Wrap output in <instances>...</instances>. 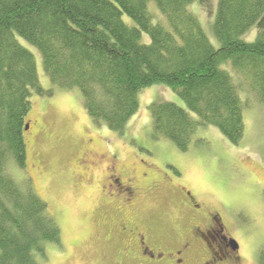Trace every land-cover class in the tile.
I'll return each instance as SVG.
<instances>
[{"label": "trees", "instance_id": "1", "mask_svg": "<svg viewBox=\"0 0 264 264\" xmlns=\"http://www.w3.org/2000/svg\"><path fill=\"white\" fill-rule=\"evenodd\" d=\"M151 1L168 26L154 22ZM194 1L0 0V264H44L47 245L62 239L48 202L24 172L33 92L78 88L87 114L123 133L139 108L140 91L165 84L198 119L175 102H155L149 106L155 139L187 151L198 127L214 125L232 143L241 142V81L223 65L230 62L264 103V0H217L218 48L189 9ZM256 24L262 28L256 39H243ZM144 32L150 42L143 41ZM19 37L40 50L54 86H42L35 55Z\"/></svg>", "mask_w": 264, "mask_h": 264}, {"label": "rangeland", "instance_id": "2", "mask_svg": "<svg viewBox=\"0 0 264 264\" xmlns=\"http://www.w3.org/2000/svg\"><path fill=\"white\" fill-rule=\"evenodd\" d=\"M149 7L154 22L168 26L154 1ZM189 9L218 48L220 41L213 29L217 0H196ZM124 19L135 25L129 16L124 15ZM261 29L258 24L252 26L243 39L254 41ZM19 39L35 55L42 86H54L44 69L40 50ZM150 40L144 32L143 41ZM223 67L231 71L237 83L241 81L240 96L245 104L243 139L234 144L216 126H200L187 151L167 138L153 137L149 106L155 102H175L198 119L168 85L156 84L140 91L139 108L123 133L96 123L87 114L78 88L56 87L52 95L33 92L26 115V120L32 122L24 133V172L48 202L62 231L61 243L47 245L48 259L44 264H125L118 253L122 248L118 225L127 221L155 230L157 235L174 234L178 217L186 216L179 203L177 183L192 191L208 210L219 214L226 232L238 240V257L231 264H260L264 245V103L233 71L230 62ZM91 160L93 167L88 162ZM112 161L120 175L135 172L141 176L145 172L161 176L158 187H143L134 206H125L122 195L111 201L114 195H120L109 183L113 173L106 166ZM143 179V185L148 184Z\"/></svg>", "mask_w": 264, "mask_h": 264}, {"label": "flooded vegetation", "instance_id": "3", "mask_svg": "<svg viewBox=\"0 0 264 264\" xmlns=\"http://www.w3.org/2000/svg\"><path fill=\"white\" fill-rule=\"evenodd\" d=\"M30 122L32 121H25L24 133L29 131ZM88 162L94 166V161ZM106 169L114 176L109 181L112 189L120 193L114 195L111 201L121 199L122 195L124 201L121 202H124L125 206L136 204L142 195L143 187L148 185L149 190H155L160 183L161 176H150L145 172L141 176L135 172L120 175L114 167V161L107 165ZM143 178L148 184L143 185ZM176 187L181 195L179 203L186 216L183 219L178 217L175 233L157 235L153 233L155 230L152 231L139 223L121 222L117 227V236L119 235L118 239L122 243V248L118 251L122 256L121 261L125 264H231L238 257L240 244L238 248L232 246L230 239L233 237L226 232L219 214L208 210L197 196L182 184L177 183Z\"/></svg>", "mask_w": 264, "mask_h": 264}, {"label": "water", "instance_id": "4", "mask_svg": "<svg viewBox=\"0 0 264 264\" xmlns=\"http://www.w3.org/2000/svg\"><path fill=\"white\" fill-rule=\"evenodd\" d=\"M26 128H27V127H26ZM230 243H231L232 246L235 247V248H238V247H239V243H238V241H237L236 239H234V238H231V239H230Z\"/></svg>", "mask_w": 264, "mask_h": 264}]
</instances>
